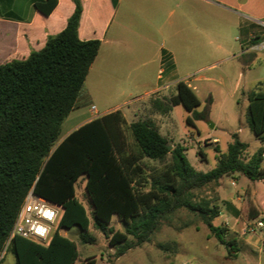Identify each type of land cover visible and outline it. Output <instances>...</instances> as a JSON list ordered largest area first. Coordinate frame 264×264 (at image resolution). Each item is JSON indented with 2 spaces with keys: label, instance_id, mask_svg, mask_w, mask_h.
<instances>
[{
  "label": "trees",
  "instance_id": "obj_1",
  "mask_svg": "<svg viewBox=\"0 0 264 264\" xmlns=\"http://www.w3.org/2000/svg\"><path fill=\"white\" fill-rule=\"evenodd\" d=\"M74 2L76 8L66 27L49 36L41 50L0 65V264L9 249L17 264H80L76 242L59 230L77 227L83 244L95 242L90 234L91 218L76 192L82 176L94 227L112 235L110 245L117 257L150 242L162 220L180 208L198 213L220 243L238 251L234 240L225 239L228 230L213 224L221 213L218 206L211 200L194 202L192 191L235 174L264 181L262 147L245 160L249 146L234 135L227 152L220 153L217 166L199 172L188 162L186 149L169 147L153 120L129 125L138 150L128 152L127 121L119 109L89 121L61 140L63 123L74 110L101 47L98 39L83 41L79 37L83 8L80 0ZM57 4L58 0H36L35 8L49 16ZM176 90L168 100H155L161 114L179 104L192 112L201 104L186 82L179 81ZM246 120L264 144V91L250 93ZM187 121L193 123L190 117ZM169 154L171 166L151 181L149 190H142L143 160L162 161ZM32 189L63 209L58 230L46 245L17 235L7 246L21 205ZM114 216L124 224L125 232L109 228Z\"/></svg>",
  "mask_w": 264,
  "mask_h": 264
},
{
  "label": "rangeland",
  "instance_id": "obj_2",
  "mask_svg": "<svg viewBox=\"0 0 264 264\" xmlns=\"http://www.w3.org/2000/svg\"><path fill=\"white\" fill-rule=\"evenodd\" d=\"M190 9V5L184 2L180 3L179 8H175L173 18L177 19V23L171 33L164 29L163 37L154 29L138 24L140 16L133 15V31L127 34L130 40L124 44L121 57L147 62L144 68L150 76L139 82H147L150 85L147 90L151 93L148 97H143L141 90L134 87L139 84L138 81H112L107 74H103L100 85L102 90L100 94H93L92 73L85 82L80 94L82 98L77 104V108L84 115L78 119L65 120L60 138L84 118L95 119L99 114L118 105L124 111L136 110V117L133 113L128 114L129 122L154 120L160 133L172 146L171 149L176 146L186 149L188 162L199 172L206 173L217 166L220 153L227 152L229 144L234 141V135L249 145L243 158L248 160L254 155L260 142L248 126V98L243 91L246 92L245 88L256 91L260 89L256 87L257 81H264V37H257L264 34V28L258 33L254 26L256 30H251L248 38L246 30L241 28L250 26L251 19L236 5L235 0L230 1L226 8L219 5L207 7L210 14L206 15L205 20L192 16ZM183 10L188 11L186 17L180 15ZM162 45L172 52L174 61L164 52L162 62L165 64L161 66ZM253 46L252 51L246 52L247 48ZM101 58L98 65L106 71L108 57L103 53ZM249 62L252 65L251 70L247 66ZM132 71L136 73L134 69ZM172 71L175 74L171 77ZM240 73L244 74L243 83L235 90ZM168 78L173 82L170 88L165 87ZM179 81L194 88L201 104L192 112L179 104L168 114H161L154 106L155 100H168L177 91L174 85ZM124 92H132L133 95L128 97ZM92 106L96 107V113L89 112ZM196 115L204 118L199 119ZM189 117L193 123H188ZM211 124L214 125L213 128ZM124 132L128 141V152L136 153L138 147L128 123L124 125ZM199 151L204 155H200ZM143 164L144 184L141 189L147 191L151 181L160 177L171 166V154L162 161L146 158ZM244 186L246 195L240 189ZM253 190L264 197V181H251L243 175L235 174L222 178L219 183H211L192 191L194 202L211 200L220 212L223 211L213 224L228 230L225 239L235 241L240 250L238 253L220 243L198 213L180 208L162 220L150 242L133 246L117 257L116 249L110 245L112 235H105L94 227L93 208L86 192L85 176L77 183L76 192L91 218L90 234L95 242L83 244L77 227L59 231L76 242L80 264H257L256 257H247L256 251L252 241L243 235L244 220L249 217L252 218L249 220L259 218L253 202L256 196L252 198L250 195ZM232 199L237 201L241 209H236ZM109 228L125 232V226L118 216L113 217ZM129 240L135 243L133 237L129 236ZM1 264H17L10 249L4 254Z\"/></svg>",
  "mask_w": 264,
  "mask_h": 264
},
{
  "label": "crops",
  "instance_id": "obj_3",
  "mask_svg": "<svg viewBox=\"0 0 264 264\" xmlns=\"http://www.w3.org/2000/svg\"><path fill=\"white\" fill-rule=\"evenodd\" d=\"M80 1L83 12L79 22V37L83 41L92 39H98L101 41L99 54L87 76L88 78L93 73L92 91L93 94H100L102 90L100 85L104 77L103 74H107L109 80L112 81L125 80L139 82L141 80H147L150 76L148 70L144 68L147 66L146 61L141 62V59H122L121 57L124 44H126V41L130 40V37H128L127 34H130L133 31L132 27L134 25V21H132V17L139 15L140 20L137 22L138 24L144 25L148 28L150 27L152 30L154 29L160 34L161 37H163L164 29H166L168 33H171L174 30L177 19L175 20L173 16L175 8H179L181 2L190 5L191 9L189 13L192 14V16H197L205 20L206 15L210 14V11L206 10L207 7L219 5L226 8L227 4L232 0ZM235 1L236 5L239 6L241 10L243 9L246 15L251 19L252 24L250 26L241 28L246 30L248 34L247 37L249 38L251 36V30H256V28L257 31L255 32L260 33L261 30L263 31L264 0H243V2H240L239 0ZM35 2L36 0H0V65L12 60L26 59L31 52L41 50L49 36L57 35L66 27L69 18L72 16L76 8L74 0H58L57 7L54 9V11L49 16H45L35 8ZM180 13L182 17H186L188 15V11L185 10L181 11ZM165 25H168L167 28H164ZM254 26L256 28H254ZM261 36L264 37V34L257 37L259 38ZM253 48L254 46L247 48L246 52L252 51ZM164 52H166V55L171 56V61H174L172 52L169 49L164 48L162 45L160 49L161 66L165 64V62H162ZM103 53L104 56L108 57V60H106L105 64L107 66L106 71L103 70V67L98 65V63L100 64L102 61L101 57ZM247 66L249 70H251L250 68H252V65H250V62L247 63ZM132 69H134L136 73H133L134 71H132ZM242 69L244 70V68ZM160 71H163V69ZM171 73L172 74L170 76L172 77L174 76L175 71H172ZM159 77H161V75H159ZM169 78L167 79V83H165L166 88H170L171 83H173ZM243 79L244 74L240 73L238 84L235 90L241 87V82L243 83ZM177 83L178 82H176L174 86H177ZM149 86L150 85L147 82L142 81V83L139 82V84L137 83L134 87L137 90H141L143 97H148V95L151 93L150 90H147ZM256 87H260V90L264 91V81H257ZM244 90H246V92L243 91V94H245L248 98L249 106V95L252 91L248 88H245ZM176 93L177 91L172 94V96H174ZM124 95L130 97L133 95V93L124 92ZM81 98L82 96H79L74 110L70 113L66 121L78 119L84 115L82 110L77 108V104ZM118 109L121 110L120 107L116 105L112 109H108L102 114H99L97 117ZM121 111L127 123L129 125L133 123L129 122L128 114L133 113L136 117V110L128 109L127 111ZM89 112H92L91 108L89 109ZM91 120L93 119L89 117L84 118L76 126H73L62 137L61 140ZM256 139L258 140L257 136ZM258 142L260 141L258 140ZM261 147L264 149V144L260 142L259 148ZM240 189L241 192L243 191L245 193V195L247 194L245 186L241 187ZM250 195L252 198L256 196V199H254L253 202L256 209L258 210L259 218H264V197L256 190L251 191ZM231 202L233 205H235L236 209H241V206L236 200L232 199ZM221 214H223L222 210ZM247 221L248 220H244V224H246ZM243 235L252 241L251 244L254 245V250L256 251V253L253 255H245H247V257H256L257 264H264V248H262L264 245V240L248 234ZM239 251L240 250L238 248L236 253Z\"/></svg>",
  "mask_w": 264,
  "mask_h": 264
},
{
  "label": "built area",
  "instance_id": "obj_4",
  "mask_svg": "<svg viewBox=\"0 0 264 264\" xmlns=\"http://www.w3.org/2000/svg\"><path fill=\"white\" fill-rule=\"evenodd\" d=\"M91 111L96 113V107L92 106ZM62 213L63 209L60 206L36 195L32 189L21 205L7 246L17 235L37 244H48L58 230ZM244 234L264 240V218L248 220Z\"/></svg>",
  "mask_w": 264,
  "mask_h": 264
},
{
  "label": "water",
  "instance_id": "obj_5",
  "mask_svg": "<svg viewBox=\"0 0 264 264\" xmlns=\"http://www.w3.org/2000/svg\"><path fill=\"white\" fill-rule=\"evenodd\" d=\"M211 127L213 128L214 127V125L213 124H211ZM170 148H172V146H169Z\"/></svg>",
  "mask_w": 264,
  "mask_h": 264
}]
</instances>
